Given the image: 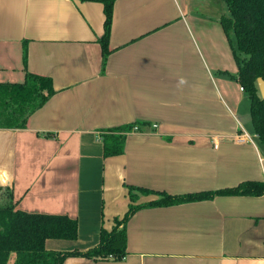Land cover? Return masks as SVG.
Here are the masks:
<instances>
[{
	"label": "crops",
	"instance_id": "0c3cea01",
	"mask_svg": "<svg viewBox=\"0 0 264 264\" xmlns=\"http://www.w3.org/2000/svg\"><path fill=\"white\" fill-rule=\"evenodd\" d=\"M114 13L104 65L101 3L0 0V83L30 72L55 89L25 129H0V184L16 209L78 221L76 240L47 239V251L97 246L128 211V186L185 194L264 181L257 136L236 116L235 55L213 40L221 0H116ZM131 124L123 152L105 156L104 137ZM157 198L137 193L135 204ZM126 232L123 259L64 264H264V195L145 207Z\"/></svg>",
	"mask_w": 264,
	"mask_h": 264
},
{
	"label": "trees",
	"instance_id": "16d2710c",
	"mask_svg": "<svg viewBox=\"0 0 264 264\" xmlns=\"http://www.w3.org/2000/svg\"><path fill=\"white\" fill-rule=\"evenodd\" d=\"M82 1L103 5L106 31L99 43L103 47L105 65L111 53L110 37L116 0ZM223 1L227 4L230 16H223L221 24L227 35L233 31L236 39L237 50L234 55L239 69L235 79L249 97L251 123L264 158V99L257 84L258 78L264 80V0ZM25 79L22 83H0V129H25L31 115L40 110L55 93L53 80L47 76L26 72ZM133 127L131 124L117 128L114 131L119 135L105 136L104 155L121 154L125 142L124 132ZM128 189L132 202L128 211L123 218L115 219L111 231H101L97 246L85 252H61L47 251L46 240H76L78 221L65 215L31 214L17 210L12 189L0 184V264H64L67 258L78 256L93 260H121L127 252L126 225L138 210L211 200L217 196H262L264 181L246 180L233 187L185 194L135 186H128ZM137 193L158 198L145 204H135ZM12 255H15L14 259H11Z\"/></svg>",
	"mask_w": 264,
	"mask_h": 264
},
{
	"label": "rangeland",
	"instance_id": "374dc122",
	"mask_svg": "<svg viewBox=\"0 0 264 264\" xmlns=\"http://www.w3.org/2000/svg\"><path fill=\"white\" fill-rule=\"evenodd\" d=\"M222 2V8H224V13L225 14H222V16L219 18V21L221 22V18L223 16H230V13H229V9L227 7V4L221 0ZM223 32L224 34L222 35ZM230 35H227V32H225V30L223 31H219V33L216 32V30L214 29L213 30V40L216 43V45L218 46V49H219V52L220 54L223 55V53L225 52L223 50L224 47H227L230 49V51H232L231 53L234 54V52L237 50L236 48V39H235V34L233 33V31H230L229 33ZM223 38L225 40L226 43H224ZM230 38V39H229ZM232 42V44H231ZM242 56V55H241ZM242 93V100H241V103H240V106H239V109L238 111H236V116L237 118H239L241 121L244 122L245 126L247 127V129L250 131L251 133V136L254 134V131H253V126H252V123H251V117H250V100H249V97L248 95L244 92H241ZM255 140V139H254ZM15 255H12L11 256V259H14Z\"/></svg>",
	"mask_w": 264,
	"mask_h": 264
},
{
	"label": "water",
	"instance_id": "95a60500",
	"mask_svg": "<svg viewBox=\"0 0 264 264\" xmlns=\"http://www.w3.org/2000/svg\"><path fill=\"white\" fill-rule=\"evenodd\" d=\"M258 88L262 98L264 99V80L262 78H258L257 80Z\"/></svg>",
	"mask_w": 264,
	"mask_h": 264
},
{
	"label": "built area",
	"instance_id": "2783aa9c",
	"mask_svg": "<svg viewBox=\"0 0 264 264\" xmlns=\"http://www.w3.org/2000/svg\"><path fill=\"white\" fill-rule=\"evenodd\" d=\"M241 89V91H243V88L241 87L240 88ZM153 127L155 128V127H157L156 125H153ZM134 131H137V130H139V128H138V126H134L133 128H132ZM243 138H241V140H242ZM3 181V183H7L8 181L7 180H2Z\"/></svg>",
	"mask_w": 264,
	"mask_h": 264
}]
</instances>
